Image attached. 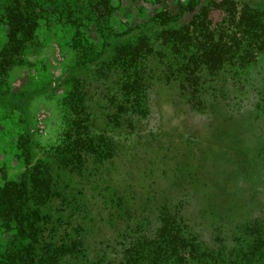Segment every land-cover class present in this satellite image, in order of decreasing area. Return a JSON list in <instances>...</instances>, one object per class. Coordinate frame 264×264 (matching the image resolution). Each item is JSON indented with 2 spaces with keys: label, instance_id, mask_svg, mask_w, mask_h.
I'll list each match as a JSON object with an SVG mask.
<instances>
[{
  "label": "rangeland",
  "instance_id": "374dc122",
  "mask_svg": "<svg viewBox=\"0 0 264 264\" xmlns=\"http://www.w3.org/2000/svg\"><path fill=\"white\" fill-rule=\"evenodd\" d=\"M141 1L120 2L118 31L125 27L128 3ZM172 2L160 5L172 10ZM144 11L149 17L153 5ZM192 18L191 58L160 41L144 63L152 75L147 93H129L128 72L118 65L102 66L101 58L96 67L86 58L93 54L69 51L62 45L69 31L51 18L41 27L40 40L23 43L13 56L4 54L8 29L0 20V95L10 99L0 103V185L22 176L28 154L31 165L42 158L56 162V151L79 133L83 143L89 135L104 150L117 146L100 172L92 170L87 183L78 181L80 188L98 189V175L114 172L128 184L131 212L129 193L159 194V200L149 197V208L135 211L128 231L142 221L153 233L161 225L157 210L170 195L172 209L198 220V208H214L212 200L198 205L190 197L197 191L217 194L220 188L237 195L236 206L250 213L251 223L264 226V0H202L184 20ZM201 19L204 28L197 26ZM155 49L161 51L157 56ZM183 62L189 63L186 69ZM219 197V208L234 206L220 192ZM103 212L110 226V211ZM98 237L104 241L98 245L101 253L107 238ZM8 238L0 230V242Z\"/></svg>",
  "mask_w": 264,
  "mask_h": 264
},
{
  "label": "trees",
  "instance_id": "16d2710c",
  "mask_svg": "<svg viewBox=\"0 0 264 264\" xmlns=\"http://www.w3.org/2000/svg\"><path fill=\"white\" fill-rule=\"evenodd\" d=\"M121 1L0 0V20L8 29L4 54L13 56L25 47L23 43L40 40V29L51 18L69 31L68 41L64 39L62 44L69 51L93 54L86 58L96 67H100L97 60L101 58L102 66L118 65L128 72L129 93H147L152 75L144 63L149 53L160 47L161 41L183 58L189 57L195 21L184 18L201 0L172 2L179 10L171 11L161 7L162 0H143L137 15L146 3L153 4V13L136 17L125 12L127 26L118 31L115 14ZM204 25L205 19H201L197 26ZM155 51L156 56L161 53ZM188 64L183 62L180 67L186 69ZM157 68L161 73L167 70ZM167 68L179 73V69ZM4 101L10 99L0 95V103ZM74 129H78L77 122ZM102 144L89 135L83 143L76 133L64 149L56 151V162L42 158L31 165L28 154L22 176L0 185V230L9 233V238L0 242V264H264V226L251 223L250 213L237 208V195L221 188L218 191L234 201L233 207H218L217 190L203 195L197 191L190 200L198 205L212 200L214 208L200 206L198 220H192L181 208L172 209L174 195L165 196L166 202L157 210L161 225L153 233L142 221L132 223L128 231V220L138 216L135 211L149 208V197L159 200L155 198L159 194L149 191L143 197L140 191L129 193L134 205L131 212L128 184L118 181L114 172L98 175V189L80 188L78 181L87 183L92 170L97 174L107 159L116 156V144L107 150ZM108 209L110 226L103 212ZM207 218L213 219L211 224L205 222ZM101 234L107 238L109 253L98 251L104 242L98 237Z\"/></svg>",
  "mask_w": 264,
  "mask_h": 264
},
{
  "label": "flooded vegetation",
  "instance_id": "af4514ba",
  "mask_svg": "<svg viewBox=\"0 0 264 264\" xmlns=\"http://www.w3.org/2000/svg\"><path fill=\"white\" fill-rule=\"evenodd\" d=\"M162 1H163V0H162ZM162 1H161V2H162ZM171 1H173V2H175V3H176V2L179 3L178 0H171ZM180 1H181V3H182V2L185 1V0H180ZM161 2H160V4H161ZM201 2H202V0L200 1V4H201ZM142 4H143V0L141 1V4H140V3L137 4V3H134V2H132L131 4L128 3V10H126L125 12H127V13H128V12H131V13L137 15V13H138V9H139V7H140ZM147 4H149V3H146V4H145V8L147 7ZM200 4H199V5H200ZM138 5H139V6H138ZM150 5H151V4H150ZM152 5H153V4H152ZM120 6H121V5H120ZM173 6H174V5H173ZM197 6H198V5H197ZM197 6H196V7H197ZM161 7H162V6H161ZM176 7H177V8H176ZM196 7H195V8H196ZM145 8H143V10H142V12H141L140 15H145V14H144V13H145V11H144ZM195 8H194V9H195ZM153 9H154V8H153ZM173 9H177V10H179L178 6H176V5L173 7ZM194 9H193V10H194ZM164 10H169V9H164ZM193 10H192V11H193ZM169 11H171V10H169ZM192 11H190L189 13H191ZM125 12H124V13H125ZM124 13H123V14H124ZM189 13H187V15H189ZM123 14H122V17H123ZM140 15H137L136 17H138V16H140ZM145 17H146V16H145ZM124 18H125V17H124ZM125 19H126V18H125ZM124 25L127 26V19H126V22L124 23ZM18 101L21 102V99H18Z\"/></svg>",
  "mask_w": 264,
  "mask_h": 264
}]
</instances>
